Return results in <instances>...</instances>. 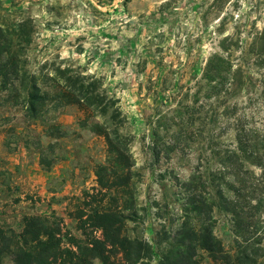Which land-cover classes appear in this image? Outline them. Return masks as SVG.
I'll return each mask as SVG.
<instances>
[{
	"label": "rangeland",
	"instance_id": "rangeland-1",
	"mask_svg": "<svg viewBox=\"0 0 264 264\" xmlns=\"http://www.w3.org/2000/svg\"><path fill=\"white\" fill-rule=\"evenodd\" d=\"M215 56L226 61L228 82L210 90L201 77ZM3 66L0 228L19 233L24 217L54 215L61 247L75 250L101 240L88 217L114 209L117 198L138 214L129 234L153 244L184 221L182 187L170 178L195 175L225 250L264 264V0H0ZM31 83L42 97L36 115L24 103ZM84 87L108 107L105 116L68 103ZM95 125L117 130L127 147L133 165L123 192L97 183L107 145ZM172 141L167 156L162 145ZM216 185L237 216L215 207Z\"/></svg>",
	"mask_w": 264,
	"mask_h": 264
},
{
	"label": "trees",
	"instance_id": "trees-1",
	"mask_svg": "<svg viewBox=\"0 0 264 264\" xmlns=\"http://www.w3.org/2000/svg\"><path fill=\"white\" fill-rule=\"evenodd\" d=\"M213 61L216 63L213 64ZM225 62L220 56H215L207 62L202 71L201 79L210 90L227 84V69L222 65ZM0 73H4V76L8 75L5 66L0 68ZM39 91L36 83H31L25 88L24 103L33 115H36L38 105L42 101ZM73 92L74 94H71L77 100H70L68 103L80 107L84 103L85 111L89 112L90 109L95 114L106 115L108 107L102 101L95 102L93 92L89 91V88L84 87V96L80 90L78 93ZM216 93V91L211 92L206 99L218 95ZM91 129L102 136L107 145L105 162L95 171L98 185L106 192L114 190L123 192L129 185L130 168L133 165L123 139L117 130L109 131L105 126L95 125ZM158 130L151 131L156 146L160 141ZM244 141L243 136L237 133L236 142L241 146L239 150L242 149ZM162 147L165 155L168 156L176 148V142H165ZM161 153V149L154 148L157 160ZM42 166L48 167L43 162ZM195 180V175L190 176L186 182H181L177 176L170 178L173 185L182 187L181 197L179 196L177 201L185 206L184 221L177 228L163 231L159 242L151 244L132 237L129 234L128 224L136 223L138 214L132 208V201L128 203L120 200L118 204L115 198L114 209L95 210L88 217L90 226L101 231V240H93L91 243H86V246L76 244L75 250L61 247V221L54 215L24 217L23 227L19 233L0 228V264H92V260L95 259L101 264H111V259L118 255L121 258L118 264H150L153 259H157L156 264H243V258H234L215 237L211 218L204 217L210 215L212 208L202 207V203L197 199ZM214 187L215 197L218 200L215 207L237 216L235 208L229 210L227 206L230 204L233 206V200L223 195L220 185ZM198 219H202L203 222L195 226L193 221ZM81 222L84 224V221ZM162 243L166 246L158 252L156 247L159 248Z\"/></svg>",
	"mask_w": 264,
	"mask_h": 264
}]
</instances>
